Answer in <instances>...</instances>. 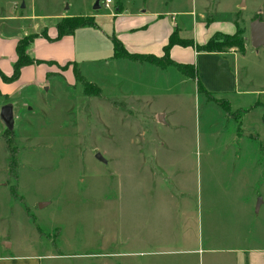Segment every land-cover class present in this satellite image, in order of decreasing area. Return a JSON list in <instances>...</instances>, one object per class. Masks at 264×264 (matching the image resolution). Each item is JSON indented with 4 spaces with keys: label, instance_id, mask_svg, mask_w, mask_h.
Returning <instances> with one entry per match:
<instances>
[{
    "label": "rangeland",
    "instance_id": "obj_1",
    "mask_svg": "<svg viewBox=\"0 0 264 264\" xmlns=\"http://www.w3.org/2000/svg\"><path fill=\"white\" fill-rule=\"evenodd\" d=\"M14 1L0 0L1 17L10 3L15 9ZM27 1L34 4L33 15L48 16L37 19L39 23H52L69 4L58 9L57 0ZM71 1V12L94 11L97 1L98 14L110 12L105 0ZM238 1L181 0L180 6L218 13L212 28L220 29ZM236 15L235 29L245 49L256 50L250 25L264 19V0H248ZM192 18L180 25L183 39L200 38L197 31L203 27ZM94 21L111 25L108 16ZM106 53L80 56L76 62L83 79L73 85L64 84L58 67L48 76L51 83L29 87L18 96L0 95V103L15 105L11 146L0 118V237L7 234L19 249L35 243L36 251L46 255L42 264H211L198 252L149 254L148 249L165 238V226L174 220L167 223L158 215L161 202L170 196L176 211L182 186L185 193L194 192L196 179L241 178L244 196L260 191L264 197L259 180H264V57L246 52L236 60L195 52L192 78L172 65H116L111 52ZM84 81L102 89L98 93L94 84L85 90ZM20 85L12 81L9 88ZM249 179L251 184H244ZM168 180L173 198L166 194ZM153 209L155 216L149 218ZM262 219L264 227V208ZM169 226L174 228L173 221ZM211 236L209 228L202 230V248L212 246ZM254 242L263 245L264 238Z\"/></svg>",
    "mask_w": 264,
    "mask_h": 264
},
{
    "label": "crops",
    "instance_id": "obj_2",
    "mask_svg": "<svg viewBox=\"0 0 264 264\" xmlns=\"http://www.w3.org/2000/svg\"><path fill=\"white\" fill-rule=\"evenodd\" d=\"M57 1L56 7L58 9L60 5L63 6L67 3L66 1L69 4L65 11L54 15L55 20L52 23H39L37 19L48 18V16L39 15L37 17L33 15L34 4L32 1L27 0L14 1V10L10 9V3L7 13L2 17L0 16V71L7 76L12 75L13 65L18 58L16 47L19 39L25 35L36 36L28 48V53L43 61L39 64L22 67L20 77L14 81V84L22 85L14 90L9 88L10 82L4 81L0 74L1 96H18L20 91L29 87L47 82L51 83L52 79L48 76L50 72H55V68L58 67L62 68L61 79L64 84L73 85L77 80L75 66L78 67L76 61L80 56L83 60L84 56L91 54L102 56V54L107 55L106 52H111L109 58L112 60L111 62L117 63L116 65L130 67L135 64H150L156 66L148 62L114 57L113 37H117L131 53L162 56L164 46L168 43L172 33H179V30L182 29L180 25L189 22L191 17H193L194 23L203 27L197 31L200 38L192 39V49L181 44H175L170 50V56L173 60L192 63L195 52H208L224 57V59L233 56L236 60L239 59L240 55L244 56L246 52H257L264 57V50L259 49V47L256 50H246L245 53H241L237 48L219 52L198 51L195 48L197 45L206 44L210 37L217 32L233 34L236 31V14L242 7L245 9L248 6V0H240V3L238 1L235 4L236 6L234 5V9H230L232 11L228 10V13L230 12L228 18L226 17L228 23H225L222 27L219 25L220 29L212 28L219 20L218 13L210 14L208 11L195 13L194 8H190L186 4L181 7V0H113L109 7H106L104 2L105 8L110 10L108 14L104 15L98 14L101 6L95 8L94 11H88L89 13L71 12L73 8L71 0ZM226 1L224 0V2ZM31 2L32 4H30ZM29 8H31L30 14L27 13ZM72 16H89L95 19L108 16L111 25L108 28L104 23L101 25L99 21H95L94 25L80 27L73 34L50 41L49 38H55L58 34L57 23L59 20ZM33 19L36 21H33ZM256 19L264 21L261 18ZM23 20L27 22L24 23ZM208 20H211V22H208ZM13 21L15 23L14 27H12ZM20 21H23V23H20ZM188 55L191 57H188ZM102 58L101 60H103ZM73 68L74 70H72ZM55 81L60 85L58 79ZM90 83L96 84L102 89L96 82L91 81ZM22 87L24 88L21 89ZM259 101L256 99L255 103L257 104ZM6 103L13 104L12 101L1 102L0 111ZM252 108L253 105L250 110ZM13 110H15L14 104ZM249 111L247 110L245 113ZM236 135L240 139L242 138L238 131ZM248 137H251V135ZM260 151L262 153L261 164L264 168V161L262 160L264 158V148L260 147ZM259 180L264 185V180L262 181L260 178ZM242 181L241 178L236 177L196 179L192 183L195 189L194 192L185 193V186H182L184 194L181 196L174 212L171 208L173 201L170 200V196L165 197L166 200L161 202L163 205L160 207L158 215L163 216L166 221L169 219L174 220L167 221L169 224L165 226L166 232L163 235L165 238L157 243L156 247L151 245L152 248L148 249V253H184L187 255L197 254L198 252L203 262L208 261L211 264H264V244L253 245L254 240L260 237L264 238V227L261 224L264 197L260 191L252 197L251 195L244 196L240 188ZM168 182L170 187L167 186L168 192L166 194H170L173 198L174 194L172 193L174 190L171 191L173 185L170 180ZM244 184L250 185V179L246 180ZM254 208L255 211H253ZM153 212V215H150L149 218L155 216V210ZM204 213L206 214L205 218ZM172 221L174 228L169 226ZM204 228L211 230V237L214 239L212 246L207 248H202L203 241L200 238ZM37 241L39 240L37 239ZM148 242H152L151 237H148ZM35 246V243L30 242L19 249V247H16V242L7 234L0 237V264H42V258L46 255L38 253ZM23 249L24 251L15 252V250ZM205 253L206 255H204Z\"/></svg>",
    "mask_w": 264,
    "mask_h": 264
},
{
    "label": "trees",
    "instance_id": "obj_3",
    "mask_svg": "<svg viewBox=\"0 0 264 264\" xmlns=\"http://www.w3.org/2000/svg\"><path fill=\"white\" fill-rule=\"evenodd\" d=\"M94 24H95L94 18L89 16H86V19H81L80 16L64 17L60 19L59 22L57 23V29H58L57 36L55 38H49V40L54 41L60 39L65 35L73 34L75 30H77L80 27L94 25ZM35 37H36L35 35H30L28 37H24V38L22 37L21 39H19L16 47L18 58L13 65L12 75L7 76L6 74L0 71V74L2 75L4 81L6 82L15 81L20 77L22 67L36 63L39 64L43 62L42 60L36 59L28 53V48ZM215 38L218 39L216 40ZM113 42H114V57L127 58L139 62H148L156 66H159L161 68H166L172 65L175 66L180 72H182L186 76L196 78V68L194 64L177 62L173 60L170 56V50L175 44H181L184 46L193 44V40L183 39L179 36L177 32L172 33V35L170 36L168 43L164 46V54L162 56H156L154 54L131 53L125 48L123 43L117 37H113ZM196 48L198 51H210V52L227 51L228 49L231 48H237L238 51H240L241 53H245L246 50L244 39L239 34V28H237L236 33L231 35L215 34L208 40L206 44L197 45ZM75 74L77 80L83 79L82 78L83 76L78 71L76 66H75ZM84 85H85L84 87L85 90H88L90 86H94V84L87 81H84ZM94 87L97 89L96 91H98L99 93L100 88L98 86H94ZM199 90L205 92V88L200 85H199ZM227 104L229 103L226 101V106L228 108ZM263 122H264V113H263ZM12 134H13V130L9 128H7L4 132L6 142L8 143L9 146H11Z\"/></svg>",
    "mask_w": 264,
    "mask_h": 264
},
{
    "label": "water",
    "instance_id": "obj_4",
    "mask_svg": "<svg viewBox=\"0 0 264 264\" xmlns=\"http://www.w3.org/2000/svg\"><path fill=\"white\" fill-rule=\"evenodd\" d=\"M99 6V1H97L95 8H98ZM250 33L251 42L254 47L258 48L260 46H264V21H261L260 19L254 20L250 25ZM0 118L5 123L7 128L12 129L14 127L13 104L6 103L2 106ZM97 157L102 161H106V159L101 154H98Z\"/></svg>",
    "mask_w": 264,
    "mask_h": 264
},
{
    "label": "built area",
    "instance_id": "obj_5",
    "mask_svg": "<svg viewBox=\"0 0 264 264\" xmlns=\"http://www.w3.org/2000/svg\"><path fill=\"white\" fill-rule=\"evenodd\" d=\"M113 0H105V6L109 7L110 3H112Z\"/></svg>",
    "mask_w": 264,
    "mask_h": 264
}]
</instances>
